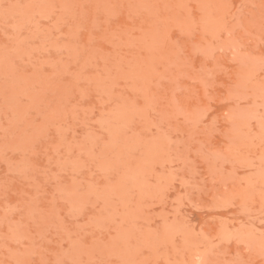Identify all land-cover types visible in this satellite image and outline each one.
Here are the masks:
<instances>
[{
  "label": "rangeland",
  "instance_id": "1",
  "mask_svg": "<svg viewBox=\"0 0 264 264\" xmlns=\"http://www.w3.org/2000/svg\"><path fill=\"white\" fill-rule=\"evenodd\" d=\"M0 264H264V0H0Z\"/></svg>",
  "mask_w": 264,
  "mask_h": 264
}]
</instances>
